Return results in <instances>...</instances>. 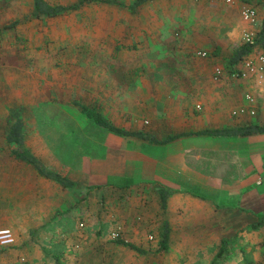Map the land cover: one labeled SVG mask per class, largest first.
Returning <instances> with one entry per match:
<instances>
[{"label": "crops", "instance_id": "crops-1", "mask_svg": "<svg viewBox=\"0 0 264 264\" xmlns=\"http://www.w3.org/2000/svg\"><path fill=\"white\" fill-rule=\"evenodd\" d=\"M119 1L123 5L98 3L108 7L109 13L105 15L108 17L98 26L91 24L90 27L95 31L105 29L111 35L88 38L87 45L121 50L119 60L106 70L120 74L121 80L126 74H157L155 77L164 76V79L173 74L181 78L173 86L157 83L156 93L153 92L148 102L153 111L148 131L156 139L179 132L264 124L263 111L256 116L232 115L233 109L247 104L246 93L261 95L262 92L252 78H236L226 67L232 51L241 43L240 37L257 28L241 19V7L245 2L255 5L259 27L264 17V0H150L134 10L128 8L134 0ZM31 11L32 0H11L5 4L4 16L23 19ZM119 12L121 20L116 15ZM198 51H205L207 56H198ZM256 52L261 51L255 50L249 56ZM215 67L223 71L218 79L213 76ZM241 67V63L237 65L238 69ZM115 88L120 87L112 89ZM128 88L121 82V94ZM112 89L108 94L112 102L121 111L130 110L121 94ZM131 94L136 95L132 110L138 115L144 106L140 102V88H135ZM103 115L123 127L121 120ZM140 127L129 128L137 130ZM121 137L124 138L109 133L101 158L87 160L80 171L71 173L55 169L76 181L81 189L92 188L87 195L82 194L86 198L80 202L77 197L67 200L62 194L68 189L38 176L32 167V177L21 182L13 169L0 168V191L7 192L1 209L12 208L11 217H19L27 231L19 234L18 229L15 230L16 243L0 251V264H53L49 263L50 254L45 252L43 244H49L56 231L59 239H66L70 228L79 220V214L87 218L83 221V230L77 231L75 264H104L101 259L107 250L116 247L109 243L111 246L105 248L95 240L112 239L111 232L117 231L120 239L122 235L141 239L136 218L121 221V199L110 197V206H102L96 199L97 196L108 198L114 194L113 189L121 193V179H126L128 174H133L135 181L141 179L153 187L150 217L158 216L157 221L153 219L156 244L150 247L135 245L137 249L130 248L132 254L121 255V264H240L244 262L240 250L251 254L245 264H264V224L257 230H247L264 215V181L256 182L264 170V133L236 137L188 136L168 143L131 137L135 140L128 149L121 146ZM47 183L55 185L60 192L47 189ZM160 188L169 191L165 209L160 207ZM107 207L112 210H104ZM134 207L124 205L122 212L135 214ZM57 210L67 211L53 218L55 235L47 240L49 232L45 223L51 221ZM111 214L117 218L111 220L112 223ZM164 221L169 225L168 245L161 248L159 239ZM221 247L219 259L214 261ZM22 255L26 262L20 260Z\"/></svg>", "mask_w": 264, "mask_h": 264}, {"label": "rangeland", "instance_id": "rangeland-1", "mask_svg": "<svg viewBox=\"0 0 264 264\" xmlns=\"http://www.w3.org/2000/svg\"><path fill=\"white\" fill-rule=\"evenodd\" d=\"M10 1L0 0V28L13 20L4 16L5 4ZM48 1L63 4L74 0ZM108 10L105 5L92 3L81 11H71L55 18L29 19L18 26L0 31V168L13 169L19 182L25 178H31L33 170L29 165L11 158L4 149L3 132L8 109L24 110L27 120L26 143L31 150L50 168L72 173L82 170V164L87 160L101 158L107 135L114 134L90 124L74 105V101L98 105L106 116L110 115L121 120L119 122L123 123L125 128L140 125L141 129L149 130L153 111L150 110L148 102L153 97V92L156 93L154 89L158 86L157 83L173 86L181 81L180 77L175 78L173 74H168V79H164V76L155 77L157 74H126L125 79L121 80L120 74L107 72L108 66H114V63L119 60L121 50L118 52L116 47H90L86 39L110 37L111 32L105 29L95 31L90 27L91 24L94 27L98 26L107 18L108 16L105 15H108ZM116 15L121 20V13ZM256 24L254 28L257 27ZM245 29L252 30L251 27ZM242 38L243 36L240 37L241 42ZM121 82L129 87L122 94ZM115 86L120 88L112 89ZM135 88H140L142 96L140 102L142 106L144 104L138 115L132 110L135 107L136 95L131 93ZM110 89L118 95L121 94L125 106L130 110L121 111V108L112 102L111 95H108ZM122 139L121 146L125 149L133 146L135 139L131 137ZM125 178L121 179V193L113 189L114 194L108 198L97 196L96 199L98 203H102V206H110V197L121 199V221L124 218H136V223H139L136 229L141 231L142 237L136 239L129 235H122L121 240L143 247L153 246L156 244L153 228L156 222H153V219L157 221L158 217L157 215L150 217L154 200L151 193L153 187L151 188L149 183L141 179L135 181L133 174H128ZM1 179L4 181V177ZM46 188L60 192L50 183L46 184ZM88 189V191L84 188L80 189V193L68 190L62 195H65L67 200L77 197V202H80L86 198L92 188ZM6 193L0 191V230H10L15 238V230L18 229L19 234L27 233V231H24L25 225L19 217H11L12 208L1 209V205L3 207L5 205ZM83 193L86 195H82ZM124 205H134L132 210H136L135 214L125 215V212H122ZM104 210L112 209L107 207ZM64 212L57 210L55 215L51 216V221L45 223L49 232L47 240L55 235L53 229L56 223L52 222L53 218L56 214ZM86 218L87 215L79 214V220L70 228L72 231L69 230L64 241L59 239L58 231H56L53 240H50L49 244H43L44 248L49 253H62L64 247L67 251L77 241L78 236L74 235V231L79 230L77 228L80 221L83 223ZM115 218L116 215L111 214L109 220H115ZM95 241L98 245L103 243L102 246L105 248L111 246L109 243H113L112 246L116 247V249L111 247V250H107L104 258L101 259L104 264H121V260L119 261L121 255L132 254L129 247L115 243V239L98 238ZM75 252L78 253V249ZM239 253L244 262L247 259L250 260L251 254L246 253L245 250H240ZM50 262L55 263L52 259ZM244 262L240 264H245Z\"/></svg>", "mask_w": 264, "mask_h": 264}, {"label": "trees", "instance_id": "trees-1", "mask_svg": "<svg viewBox=\"0 0 264 264\" xmlns=\"http://www.w3.org/2000/svg\"><path fill=\"white\" fill-rule=\"evenodd\" d=\"M150 0H134L128 8L134 10L135 7L143 4ZM89 3H110L121 6V1L119 0H75L71 3H50L48 0H32V11L23 17V19H14L12 22L3 25L0 31L8 28H13L17 24L29 20V19H41V18H54L71 11L80 9L83 5ZM251 4V3H250ZM253 5V4H252ZM256 9L255 5H253ZM260 50L264 54V17L260 21L259 27L257 26L253 37L248 41H242L234 50L231 56L226 62V67L228 73H234L238 70L237 65L242 63V61L253 53L255 50ZM77 106L79 112L84 116V118L90 122V124L104 129L108 132L114 133L123 137H135L148 142L153 143H168L174 140L188 137V136H206V137H236V136H247L252 134L264 133V124L260 123H248L244 125L235 126H223L216 128L202 129L198 131L190 132H179L166 135L163 139L158 140L155 136L145 129H131L115 125L110 119L105 117L97 105H89L86 103H80L78 101L73 102ZM27 135V120L24 110L20 108H10L7 110L5 117V127L3 132L4 149L7 151L8 155L15 159L16 161L22 162L33 168L35 173L45 179L51 180L54 183L61 186L63 189H68L70 191L80 193L81 186L61 172L50 168L47 166L27 145L26 136ZM160 197V207L162 209L166 208L167 199L169 196V191L165 189H159ZM82 223V222H80ZM264 224V215L260 216L256 222L250 224L247 230H257L260 226ZM82 226L78 225L79 230H83ZM82 228V229H81ZM78 230V231H79ZM35 231V230H34ZM162 237L159 239V247L165 248L168 245V222L164 221L161 226ZM32 232V231H31ZM74 235H77V231H74ZM64 241V238L61 239ZM115 243L125 245L131 249H137L134 244L129 242H124L120 238H116ZM14 243L6 246H1V250L12 248ZM66 245V243L64 244ZM77 244H73L69 248V252L62 249V253H54L45 248V252L48 251L50 254V259H52L54 264H75L78 259V255L75 252ZM222 247L218 254L215 256L214 261L218 260L220 257V252L222 253ZM54 253V254H53ZM66 253V254H65ZM69 255L74 259L71 262ZM67 256V257H65ZM20 260L26 262L25 256H20Z\"/></svg>", "mask_w": 264, "mask_h": 264}, {"label": "built area", "instance_id": "built-area-1", "mask_svg": "<svg viewBox=\"0 0 264 264\" xmlns=\"http://www.w3.org/2000/svg\"><path fill=\"white\" fill-rule=\"evenodd\" d=\"M230 2L231 0H226ZM241 19L247 24L254 25L257 21V11L254 6L250 3H245L240 9ZM254 35V32L248 31L243 35L244 40H250ZM197 55L200 57H206L207 53L205 51H198ZM241 68L236 72L230 74L236 78H252L256 86L260 88L261 95H256L254 93H246L244 98L247 104L240 105L232 110V115H250L256 116L259 111L264 112V54L261 52H256L254 56H247L241 63ZM223 75V71L220 67L214 68V78L218 79ZM260 92L258 94H260ZM264 181V170L258 175L257 183L260 184ZM82 226V223H80ZM118 232H111V238H118ZM7 239V240H4ZM4 240V241H3ZM14 236L8 229L0 230V246H6L14 243ZM8 242V243H6Z\"/></svg>", "mask_w": 264, "mask_h": 264}]
</instances>
